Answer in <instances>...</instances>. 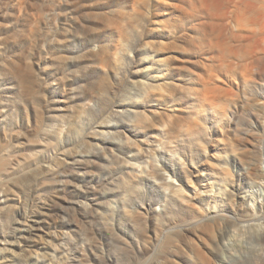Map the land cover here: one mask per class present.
Wrapping results in <instances>:
<instances>
[{"label":"bare ground","instance_id":"bare-ground-1","mask_svg":"<svg viewBox=\"0 0 264 264\" xmlns=\"http://www.w3.org/2000/svg\"><path fill=\"white\" fill-rule=\"evenodd\" d=\"M26 1H18L19 15ZM32 1L37 7L25 21L33 20L38 29L26 33L37 35L41 22L55 25L41 27L37 36L36 48L46 51L49 63L37 65L38 75L52 78L49 69L65 60L73 63L74 75L81 73L78 65L99 71L100 83L81 91L79 104L90 107L97 100L103 121L91 136L93 148L83 139L82 148L63 159L55 144L66 130L79 133V113L68 122L43 125L44 117L52 116L33 105L41 112L26 155L14 143L23 135L0 127V204L16 202L2 221L9 233L0 229L5 252L0 264H55L56 254H66L65 232L41 238L38 231H45L44 224L63 228L65 207L48 206L68 192L76 164L102 173L104 183L88 193L121 194L123 199L113 202L136 222L131 181L152 180L177 198L179 213L166 205L164 215L154 210L160 220L153 233L146 220L138 232L141 255L128 264L166 243L169 249L151 264H207L206 250L213 258L208 264H264V0ZM18 38L21 34H0V51ZM74 42L82 46L76 57L70 53ZM26 52L0 62V121L18 98L30 95L28 89L16 92V83L25 82ZM113 147L118 151L109 152ZM177 153L184 177L200 179L191 192L167 181L171 177L160 155ZM196 159L204 163L197 165ZM79 201L70 198L79 224L87 223L93 235L116 233L111 211L97 228L95 218L103 223V215L76 207ZM30 218L35 222L28 226ZM168 224L174 225L171 235L163 238ZM37 236L42 243L33 239Z\"/></svg>","mask_w":264,"mask_h":264},{"label":"rangeland","instance_id":"rangeland-1","mask_svg":"<svg viewBox=\"0 0 264 264\" xmlns=\"http://www.w3.org/2000/svg\"><path fill=\"white\" fill-rule=\"evenodd\" d=\"M18 1L19 0H0V34L5 32L9 33L12 36L21 34V38H18L19 41L15 42L16 44L12 43V45H10L11 47L9 46L0 51V62L3 61L4 58H7V56L9 55L18 56L23 49H27V52L23 57L25 62L28 63V68L25 69L24 73L25 82L23 84L19 82L16 83V92L18 96V94L23 89H28L30 95H22L20 98H18V102H15L14 107L12 109H9L1 118L0 127H3L6 130L19 132L21 133V135H23L22 138L18 139V142L15 141L14 143L18 144L19 149L21 150L20 154L26 155L31 152V149L26 148L27 146H29L27 141H29V139L36 140V138L34 137L33 128L36 125V114H39V112H41L35 110L33 105L43 110L44 114L50 113L49 115L52 116V118L50 119L44 117L43 125L59 123V121L61 120H65L66 122H68L70 120V117H72L73 115L76 116V113H79V116H76V119H78L79 122V133L77 135H71L66 130V133L62 136L61 140L55 144V150L57 151V153H59L58 157L60 156L62 159L64 157L68 158L69 153H74L82 148L80 147V145L82 144L83 139L85 141L90 140V145L93 148L95 145V141L91 138V136L94 135L97 129H100L99 124L103 121L100 116L99 102L94 99L93 101L89 102L90 107H85L79 104L81 101H83L79 98V93L83 90H86L89 85L93 86L94 84V86L96 87L97 83H100V72L91 70V68L88 67L83 70V68L81 69V66L78 65L76 69L77 71H81V73L74 75L72 74L74 69L73 63L65 60L60 64L59 67H52L51 69H49V71L51 72H48V74L51 73L50 75H52V78L49 75L40 77L38 75L37 65H49V63L45 59L46 51H43L41 49L38 50V48H36V45H38L39 43V39L37 38V36L39 37V33H41V27H46L48 29L50 26L54 27L55 25L52 24L54 25L52 26L51 24L49 25V23L45 25V22H41V24L39 23L38 25L41 26L39 28L40 31L37 32V35L34 34L36 33V28L38 29V27H36L37 24L35 25L33 20H29V22L27 23L25 19L31 12H33V10H35L37 6H35L36 4L35 2L33 3L32 0H30V3H28L29 1L27 0L28 2H26L30 6L31 3H33L34 7L32 8V4L30 8V6L25 3L24 10L27 9L25 11L27 12V14H24L23 10L22 14L19 15L18 9H15V7L18 6ZM30 27L34 29V33L32 34L29 32L26 33L25 31V29H28ZM22 34H24L25 36H23ZM70 47V50L73 51L70 53L75 57L80 53L79 50H82V46H80V43L78 42H74ZM17 60L20 59L17 58ZM53 70L55 71L52 73ZM2 80L4 81L3 78ZM5 82L6 81H4V83ZM74 104H76V106H72ZM50 105H52L51 110L49 108ZM84 110L85 112L82 113V111ZM96 139H98V136L96 137ZM132 139H135L134 134H132ZM108 151H118V147L109 148ZM60 152H64V155H61ZM181 157L182 156L180 155V153H177L176 156L164 154L160 155V160L163 164H165L164 162H166V173L169 177H171L167 178V181L170 183L174 182L176 186L184 184L183 188L191 192L192 188H195L192 187L193 185H195L194 183L199 184L200 179L193 177V174L188 175L189 177H184L180 170L179 164V159H181ZM189 160L190 159H188L187 162L191 163ZM201 161H197L196 159V164H203L204 162ZM74 168L76 174L73 175L69 179V183L66 184L68 192L60 194V196L56 198L55 204H49L50 206H48L52 210H58L60 206L65 207V209L61 211V213L65 216L63 228L61 230H56L50 227L48 224H44L43 228L45 231H38V234L41 235V238H48L46 234L59 235L60 233L65 232V235L67 236L65 241L67 242V244H64V253L66 254H56L57 257L54 260L55 264H104L105 260H107L109 264H128L133 258L141 255V251H139L138 246V232L144 229L146 220L148 221L150 232L153 233L155 231V222H159L160 216H153L154 210L158 212L156 214L164 215L163 213L166 212H163L162 210L166 205L168 211L170 209L176 208L177 213H179L178 200L176 197L173 198V194L168 191L167 188L161 186L159 187L155 185L152 180L143 178L139 179L138 181H131V187H129L131 196L130 207L131 209H137L138 211L136 217L138 221L136 222L134 215L131 219L124 216L123 211L119 209L120 204L113 202L116 198L123 199V197L120 196L121 194L115 195L112 192L106 190H104L103 193L96 195L88 193V191L91 192L94 190L92 189L93 187H99L102 183H104V179L101 177L102 173H90L91 171L95 170L94 167L87 168L84 165L80 164L74 165ZM111 173L112 175H114L115 170H112ZM12 187L14 191H18L19 193V189H15L13 185ZM111 187L109 188L111 189ZM72 192L75 193L73 195V198L70 196ZM78 195H81V197L78 198ZM53 196L55 199L56 194H54ZM70 198L72 199V201L80 200L79 203L75 204L76 207L79 208L83 205V207H85L87 210L90 211L94 209L97 215H101V217L103 215L105 219V222L103 221V223H101V219L95 218V226L97 228H102L103 224L108 221L107 219H110L108 216H104L106 215L104 213L111 211L112 219L110 221L117 225L116 233L110 236L100 235V233L94 235L91 234L89 225L84 222H80L79 224V222H77L75 217L73 216L75 209L71 208L72 204L70 203ZM3 201H5V199ZM12 203L14 205L16 204V202L14 201L0 204V229H6V226L2 221L6 217L5 214L10 212L9 207H13ZM13 211L14 209L11 212ZM54 218L56 219L57 216L55 215ZM28 222L29 226L30 223L35 222V220L33 218H30L28 219ZM172 226L174 225L168 224L167 226H164L163 229H166L169 232L167 234L161 233L163 238H167L169 235H171L170 227ZM6 232L9 233L8 229H6ZM1 238L3 239L4 237L1 236ZM41 238L40 236H37L36 238L33 237V239H35V241H38L39 243H42ZM169 244L166 243L164 247L159 246L157 248H154V252L144 255L142 258H140V260L138 259L139 262L136 259L137 263L135 264H151L159 261L161 257L160 255H158V253H161V251L163 250L165 251L169 249ZM0 248L2 247L0 246ZM4 253L5 252H1L0 250V261H2L1 259ZM205 256V263L208 264L213 262V258L208 254L207 250ZM232 264L237 263L233 262Z\"/></svg>","mask_w":264,"mask_h":264}]
</instances>
